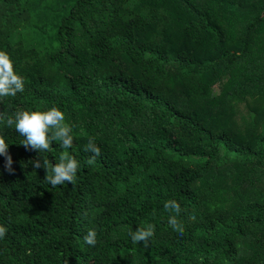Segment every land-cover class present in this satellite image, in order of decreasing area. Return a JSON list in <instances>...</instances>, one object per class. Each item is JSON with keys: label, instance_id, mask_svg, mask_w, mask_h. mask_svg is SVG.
Returning <instances> with one entry per match:
<instances>
[{"label": "trees", "instance_id": "trees-1", "mask_svg": "<svg viewBox=\"0 0 264 264\" xmlns=\"http://www.w3.org/2000/svg\"><path fill=\"white\" fill-rule=\"evenodd\" d=\"M0 51L24 80L0 110L56 107L74 138L0 125V264H264V0H0ZM63 151L76 182L52 187L31 161Z\"/></svg>", "mask_w": 264, "mask_h": 264}, {"label": "clouds", "instance_id": "clouds-1", "mask_svg": "<svg viewBox=\"0 0 264 264\" xmlns=\"http://www.w3.org/2000/svg\"><path fill=\"white\" fill-rule=\"evenodd\" d=\"M23 91V78L15 73L9 55L4 51H0V98L15 97L17 93ZM0 125H3L4 128L14 126L15 132L24 137L21 144L26 149L35 150L37 153L50 151L52 142H58L63 149H70L73 144V127L65 122L64 113L56 107L46 111H18L13 116H9L0 110ZM84 151L91 153L87 160L88 164H93L96 158L102 154L100 147L91 138L85 145ZM0 156L5 158L4 170L9 174H14L13 160L8 152V144L4 138L3 128H0ZM31 163L34 169L44 168L46 173L50 172L44 178L52 187L66 183L74 184L80 168L79 161L68 151H63L59 156V162L55 164L39 155ZM164 208L170 213L169 225L179 235H183L184 225L177 218L181 212L179 203L175 200H169L164 203ZM191 219L195 220V215L191 216ZM6 231V227L0 225V238L6 234ZM153 235L154 225L152 224H147L145 227L129 232L133 243L142 242L146 247ZM96 237V230L90 229L85 235L84 241L89 246H95Z\"/></svg>", "mask_w": 264, "mask_h": 264}]
</instances>
